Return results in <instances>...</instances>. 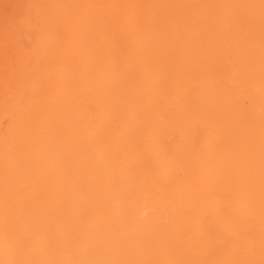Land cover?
I'll list each match as a JSON object with an SVG mask.
<instances>
[{"label":"bare ground","instance_id":"1","mask_svg":"<svg viewBox=\"0 0 264 264\" xmlns=\"http://www.w3.org/2000/svg\"><path fill=\"white\" fill-rule=\"evenodd\" d=\"M2 4L0 264H264V0Z\"/></svg>","mask_w":264,"mask_h":264},{"label":"rangeland","instance_id":"2","mask_svg":"<svg viewBox=\"0 0 264 264\" xmlns=\"http://www.w3.org/2000/svg\"><path fill=\"white\" fill-rule=\"evenodd\" d=\"M6 0H0V5H1V3L3 2V6H1L3 9L5 8V10H4V12L6 13V14H8L9 12H12V13H9V15L10 16H12V18H13V20H15V18H16V22L17 21H19L21 18H22V16H20V18H19V14L20 15H22L23 14V12H22V9H23V6L25 7L26 5L25 4H27V3H29L31 0H26L25 1V3H23L24 1H22V0H11L10 2H8L7 4H8V6L7 5H5V2ZM17 1H18V4H17ZM27 1H29V2H27ZM21 3H22V9H21ZM11 4H12V6H11ZM13 4H14V8L16 9V13H14L15 11H14V9L12 10V7H13ZM18 6H19V9H17L18 8ZM9 9H8V8ZM8 10V11H7ZM19 10H21V11H19ZM18 11V12H17ZM12 14H14V15H12Z\"/></svg>","mask_w":264,"mask_h":264}]
</instances>
